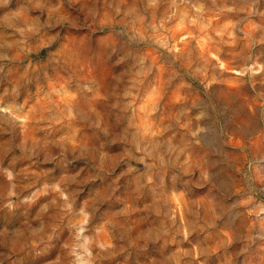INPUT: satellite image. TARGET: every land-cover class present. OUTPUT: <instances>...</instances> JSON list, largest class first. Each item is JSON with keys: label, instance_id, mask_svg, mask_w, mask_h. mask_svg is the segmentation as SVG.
<instances>
[{"label": "rangeland", "instance_id": "rangeland-1", "mask_svg": "<svg viewBox=\"0 0 264 264\" xmlns=\"http://www.w3.org/2000/svg\"><path fill=\"white\" fill-rule=\"evenodd\" d=\"M0 264H264V0H0Z\"/></svg>", "mask_w": 264, "mask_h": 264}]
</instances>
